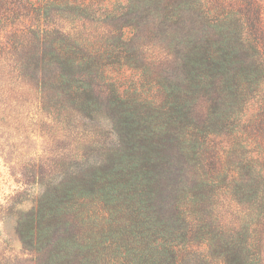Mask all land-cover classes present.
Listing matches in <instances>:
<instances>
[{
    "label": "trees",
    "instance_id": "16d2710c",
    "mask_svg": "<svg viewBox=\"0 0 264 264\" xmlns=\"http://www.w3.org/2000/svg\"><path fill=\"white\" fill-rule=\"evenodd\" d=\"M143 1L160 16L168 48L177 50L179 77L156 81L160 99L121 83L126 72L142 75L146 66L127 51L130 42L101 52L50 20L84 18L83 0H0L6 45L20 46L26 35L39 44L28 64L36 85L62 98L52 111L65 107L90 124L103 118L113 137L98 157L52 183L35 212L18 222L20 240L36 253L47 249L46 264H110L99 258L111 252L124 264H187L194 246L219 264H263L264 0ZM98 83L104 105L93 91ZM199 98L210 102L201 126L191 118ZM169 155L179 168L168 172L171 195L159 213ZM189 170L197 173L195 182L183 179ZM223 205L235 219L231 228L216 216ZM92 213L112 233L108 243L80 237L78 225Z\"/></svg>",
    "mask_w": 264,
    "mask_h": 264
},
{
    "label": "rangeland",
    "instance_id": "374dc122",
    "mask_svg": "<svg viewBox=\"0 0 264 264\" xmlns=\"http://www.w3.org/2000/svg\"><path fill=\"white\" fill-rule=\"evenodd\" d=\"M83 1L86 4L84 18H75L71 23L58 17L50 20L54 19L56 27L81 43L101 52L121 50L124 41L130 42L127 51L133 52L146 66L142 75L123 73L121 83L125 88L135 87L142 95L160 99L156 81L179 77L177 50L168 48V41L162 38L160 16L157 17L143 0ZM5 36V33L0 34V264H46L47 249L36 253L26 248L17 232L18 222L35 212L41 196L53 182L61 179L63 173L76 163L84 164L88 157H98L100 147L111 144L113 137L109 123L103 118L90 124L65 107L58 112L52 111L54 101L62 98L56 99L53 91L38 87L28 64L39 44L26 35L20 38L22 45L8 46ZM93 91L104 105L105 87L98 83L93 86ZM209 105L207 98H199L192 107L191 118L197 126L205 122ZM94 129L99 133H92ZM168 158L171 165L161 169L163 173L156 198L155 207L159 213L171 195L165 184L168 172L177 173L179 168V159L170 155ZM231 161L236 160H225L223 166L230 167ZM182 177L192 183L196 181L197 173L189 170ZM229 213V208L223 205L216 215L225 229L235 222ZM100 216L92 213L90 220L78 225V233L86 242L108 243L106 240L109 241L112 233L107 231L108 226ZM118 219L116 217V221ZM205 219L213 222L207 216ZM69 224L67 229L75 233L76 224ZM60 229L64 233L66 228L61 226ZM213 229L215 232L217 227ZM207 256H211L209 250L194 246L185 260L187 264H219ZM122 258L117 252H111L105 257L101 255L99 261L124 264Z\"/></svg>",
    "mask_w": 264,
    "mask_h": 264
}]
</instances>
